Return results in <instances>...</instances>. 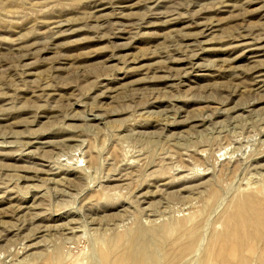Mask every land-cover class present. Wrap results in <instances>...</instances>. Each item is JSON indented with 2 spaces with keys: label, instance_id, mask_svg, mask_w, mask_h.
I'll return each instance as SVG.
<instances>
[{
  "label": "rangeland",
  "instance_id": "374dc122",
  "mask_svg": "<svg viewBox=\"0 0 264 264\" xmlns=\"http://www.w3.org/2000/svg\"><path fill=\"white\" fill-rule=\"evenodd\" d=\"M130 261L264 264V0H0V264Z\"/></svg>",
  "mask_w": 264,
  "mask_h": 264
},
{
  "label": "bare ground",
  "instance_id": "6f19581e",
  "mask_svg": "<svg viewBox=\"0 0 264 264\" xmlns=\"http://www.w3.org/2000/svg\"><path fill=\"white\" fill-rule=\"evenodd\" d=\"M245 222V221H244ZM178 224H175V223H172V225L171 224H169V225H167V229H168V231H172V230H174L175 228H176V226H177ZM141 231H136L134 234H133V236H132V242H131V244L129 245V249H128V253H129V260H132L133 258L135 259L134 260V262H136V261H138V263H139V261L141 260V258L143 259L144 257H146L149 253V250L147 249V247H146V245H145V243L143 242V240L141 241ZM129 239H130V236L128 237ZM227 239L229 240V239H233V237L232 236H230L229 235V237H227ZM131 241V240H130ZM222 242V241H221ZM137 247H141V251H139L140 253H139V255H136V248ZM139 249V248H138ZM132 254V258H130V255ZM138 254V253H137ZM218 255V254H217ZM139 256H141L140 258H139ZM187 256V255H186ZM226 257H227V255L225 256L224 255V257H223V261L226 259ZM130 264H131V261H130Z\"/></svg>",
  "mask_w": 264,
  "mask_h": 264
}]
</instances>
